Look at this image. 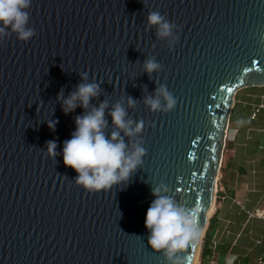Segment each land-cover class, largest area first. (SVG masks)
Here are the masks:
<instances>
[{"label":"water","instance_id":"95a60500","mask_svg":"<svg viewBox=\"0 0 264 264\" xmlns=\"http://www.w3.org/2000/svg\"><path fill=\"white\" fill-rule=\"evenodd\" d=\"M154 10L178 26L172 51L155 28L145 31ZM28 11L36 35L0 41V264H166L147 245L144 223L160 182L199 210V239L181 254L193 264L234 96L264 87V0H32ZM148 56L162 65L151 79L142 73ZM85 71L89 82L104 81L91 103L131 96L129 115L145 121L142 168L109 191L76 185L78 174L63 163V143L84 109L65 115L57 95L67 97ZM160 83L177 99L168 113L142 101ZM49 119L58 120L54 131ZM49 140L55 161L41 150Z\"/></svg>","mask_w":264,"mask_h":264},{"label":"clouds","instance_id":"9594fccd","mask_svg":"<svg viewBox=\"0 0 264 264\" xmlns=\"http://www.w3.org/2000/svg\"><path fill=\"white\" fill-rule=\"evenodd\" d=\"M31 3L32 0H0V41L15 34L18 40L28 42L36 35L35 30L29 26L28 9ZM146 22L145 31L155 28L156 37L167 41V47L172 51L179 40L178 26L169 22L158 10L150 11ZM160 71L162 65L154 56H148L142 62V73L146 72L150 79L153 73ZM78 74L81 82L75 89L67 97L63 89L57 95V101L65 115L74 112L77 107L84 109L82 115L74 117L76 129L71 134V139L63 143V163L78 174L74 179L75 184L88 192L109 191L114 187L127 185L136 170L142 168L143 158L147 155L142 138L145 121L134 120L128 112V109L134 110L137 107V100L131 96H121L110 104L105 98L97 106L91 101L99 100L103 93L100 85L104 81L96 82L93 79L89 82L86 71ZM142 91H148L146 85ZM142 101L153 113H168L177 104V99L162 83L158 84L153 93L144 95ZM107 116L111 117V124ZM46 121L49 129L54 131L58 120ZM56 149L57 142L49 140L46 141V150H41L55 161L59 155ZM151 191L155 199L151 202L144 221L149 232L147 245L153 251L161 253L166 264H184L181 254L194 245L200 236L199 210L187 209L178 203L168 195L171 188L164 182L152 185Z\"/></svg>","mask_w":264,"mask_h":264},{"label":"crops","instance_id":"0c3cea01","mask_svg":"<svg viewBox=\"0 0 264 264\" xmlns=\"http://www.w3.org/2000/svg\"><path fill=\"white\" fill-rule=\"evenodd\" d=\"M263 207L264 87H244L234 96L196 264H264V220L247 214Z\"/></svg>","mask_w":264,"mask_h":264},{"label":"built area","instance_id":"2783aa9c","mask_svg":"<svg viewBox=\"0 0 264 264\" xmlns=\"http://www.w3.org/2000/svg\"><path fill=\"white\" fill-rule=\"evenodd\" d=\"M226 140H227V131H226V136H225V143H226ZM241 206H243L242 203H241ZM247 214L250 218H258V219L264 220V207L255 209L254 211H248Z\"/></svg>","mask_w":264,"mask_h":264},{"label":"bare ground","instance_id":"6f19581e","mask_svg":"<svg viewBox=\"0 0 264 264\" xmlns=\"http://www.w3.org/2000/svg\"><path fill=\"white\" fill-rule=\"evenodd\" d=\"M211 212V211H210ZM210 212H209V215H210ZM204 233V230L202 231V234ZM197 255H198V252H197V254H196V257H195V259H194V262H193V264H196V260H197Z\"/></svg>","mask_w":264,"mask_h":264}]
</instances>
